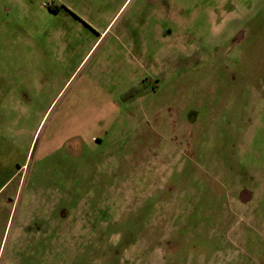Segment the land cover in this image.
I'll list each match as a JSON object with an SVG mask.
<instances>
[{"label": "rangeland", "instance_id": "374dc122", "mask_svg": "<svg viewBox=\"0 0 264 264\" xmlns=\"http://www.w3.org/2000/svg\"><path fill=\"white\" fill-rule=\"evenodd\" d=\"M0 264H264V0H0Z\"/></svg>", "mask_w": 264, "mask_h": 264}, {"label": "flooded vegetation", "instance_id": "af4514ba", "mask_svg": "<svg viewBox=\"0 0 264 264\" xmlns=\"http://www.w3.org/2000/svg\"><path fill=\"white\" fill-rule=\"evenodd\" d=\"M166 4L169 5L168 2H166ZM148 8H149V9H151V8H155V10H154L155 15H157L158 12H160V8H157V7H150L149 5H148ZM149 9H148V10H149ZM167 12H170V11H169V7L165 9V14H164V15H165V18H167ZM76 16H77V15H76ZM77 17H78V16H77ZM154 19H157V18H154ZM132 40H133V39H132Z\"/></svg>", "mask_w": 264, "mask_h": 264}]
</instances>
